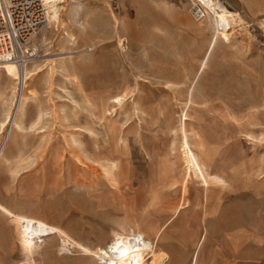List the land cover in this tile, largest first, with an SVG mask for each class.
Listing matches in <instances>:
<instances>
[{"label":"rangeland","instance_id":"obj_1","mask_svg":"<svg viewBox=\"0 0 264 264\" xmlns=\"http://www.w3.org/2000/svg\"><path fill=\"white\" fill-rule=\"evenodd\" d=\"M221 3L240 20L227 39L192 0H67L37 40L24 129L9 119L0 139V203L94 249L124 231L152 243L167 224L164 264H264V0ZM16 78L0 69V123ZM196 132L225 186L199 164ZM46 240L29 256L0 211V264H97Z\"/></svg>","mask_w":264,"mask_h":264},{"label":"bare ground","instance_id":"obj_2","mask_svg":"<svg viewBox=\"0 0 264 264\" xmlns=\"http://www.w3.org/2000/svg\"><path fill=\"white\" fill-rule=\"evenodd\" d=\"M66 1L67 0H47L46 1L47 9H48V24L45 29H43L41 32H39L35 36L36 42L38 38H40L39 41L41 42L44 41L45 31L48 27H50L52 24L59 25L61 23V17H62V13L64 10L62 5ZM204 1H207V3H209V6L211 7L213 11L204 20H207V19L214 20V22L217 23L219 28H223L224 30L223 37L227 39L228 36L225 32L226 27L224 26V24L227 23L226 20H230L231 22H234V23H236V21H240V20H237L239 19L238 18L239 15L238 14H237L238 16L232 15L231 12L227 11L224 7H221L222 6L221 0H216V1L215 0L214 1L204 0ZM223 18H226V19H223ZM200 21H203V20H200ZM124 41H125L124 39L120 37L118 38V45L122 49L124 48ZM53 67H51V69H53ZM5 68H9L10 70L15 71L17 78L19 77L18 66L14 62H11V61L0 62V69H5ZM28 68L26 71L27 81L29 79H33V77L39 74V72L42 70V69L40 70V68L42 67L36 64L33 66V69L32 68L28 69ZM25 89H26V86H25ZM24 94L22 96V102H21L19 111H22L25 108V106H27L26 103L29 102L26 99L23 103ZM124 98L117 97L115 98V101L118 104H121L122 101H124L123 100ZM11 115H12V112L11 113L8 112L5 120L2 123H0V139L3 136V133L5 132V129L9 123L8 120L11 118ZM21 118L22 117H19V119L17 120V117H15L12 128L17 129L18 131L24 129L23 119ZM184 119L185 120L187 119L186 115ZM194 137H195L194 140L199 142L198 144V149H199V154H200L199 159H198L199 164L201 165L202 168L205 169V171H207L208 178H210V180H212V182L215 184L222 185V186L226 185V180L223 177L219 176V174H217V172L214 171L215 169H211L209 171V168H210L208 166L209 160L204 159V156L208 158L209 155L204 154V152H206V148L203 145L202 137L200 136L198 132L194 134ZM8 138H10V136ZM4 150L5 148H2L0 150V157L4 155L3 154ZM185 154H186V162H187V167H188L187 174H188V177H190L195 166H194L193 160L189 152L187 151ZM116 165L117 164H115L114 162L107 165L108 172H111L112 174L114 172ZM0 211L5 213L9 218H12V220L15 223L16 234L20 242L21 249L22 251L28 253L29 256L31 257H34L36 255L37 256L41 255L40 253H43L44 249L46 248L45 247V243L47 241L46 239H48V237L50 236L58 235L60 237V242H61V252L59 256L64 257V258L68 256V255H65L66 253H70V255H73V256L78 255V256H81L82 258L92 259L97 264H164V261H165L164 254L160 250V247H159V240H160L159 236L155 237L154 241L150 243L146 241V239L141 233H136L135 231H131L127 233L124 231L123 233H115L113 235L112 241H110L104 248L94 249V248L87 246L88 244L85 245L86 243L84 244L78 241L77 239L73 238L71 234L61 229V227L52 225L46 222L45 220L35 218V217L22 216L21 214L18 215L1 204H0ZM68 249H71V251L74 249V251H77V254H73V252H71Z\"/></svg>","mask_w":264,"mask_h":264},{"label":"built area","instance_id":"obj_3","mask_svg":"<svg viewBox=\"0 0 264 264\" xmlns=\"http://www.w3.org/2000/svg\"><path fill=\"white\" fill-rule=\"evenodd\" d=\"M46 1L0 0V62H14L19 69L12 103L10 130L25 92L27 68L31 67L41 55V45L35 41V36L48 24ZM192 2L191 13L197 21L206 19L213 12L207 1L192 0Z\"/></svg>","mask_w":264,"mask_h":264},{"label":"crops","instance_id":"obj_4","mask_svg":"<svg viewBox=\"0 0 264 264\" xmlns=\"http://www.w3.org/2000/svg\"><path fill=\"white\" fill-rule=\"evenodd\" d=\"M220 166V165H219ZM219 166H217V168H219ZM224 167V166H223ZM222 169V168H221ZM225 186V185H224ZM1 205H3L2 203H0ZM3 206H5V205H3ZM5 207H7V206H5ZM8 208V207H7ZM180 208H182V207H180ZM9 209V208H8ZM11 210V209H10ZM12 211V210H11ZM14 212V211H13ZM16 214H18V213H16ZM18 215H20V214H18ZM22 216H26V217H35V218H39V219H41L40 217H36V216H29V215H26V214H21ZM43 220V219H42ZM166 226H167V224H165L164 225V227L158 232V234L156 235V237L157 236H159L160 238H161V236H162V233L164 232V230H165V228H166ZM164 252V251H163ZM165 253V252H164ZM166 254V253H165ZM167 255V254H166ZM168 256V255H167ZM188 264V263H187Z\"/></svg>","mask_w":264,"mask_h":264}]
</instances>
